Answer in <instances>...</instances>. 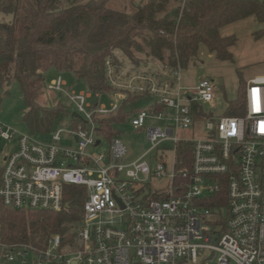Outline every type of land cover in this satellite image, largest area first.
Returning a JSON list of instances; mask_svg holds the SVG:
<instances>
[{
	"label": "built area",
	"instance_id": "2783aa9c",
	"mask_svg": "<svg viewBox=\"0 0 264 264\" xmlns=\"http://www.w3.org/2000/svg\"><path fill=\"white\" fill-rule=\"evenodd\" d=\"M106 66L112 92L104 94L156 99L129 118L134 129H145L149 150L126 163L125 147L99 125L119 104L91 103L92 92L69 91L61 77L50 82L46 89L73 109L68 130L56 129L43 144L0 124V140L11 146L0 173V213L60 212L66 187L77 186L81 220L70 236H53L44 247L5 242L0 224V264H264V77L247 82L241 115L213 117L202 108L215 99L207 78L187 88L181 70ZM149 119L165 127H146ZM194 126L201 136L180 135ZM63 133L75 148L57 144ZM102 139L106 154L87 151ZM183 145L189 157L180 167ZM159 180L164 186L151 188Z\"/></svg>",
	"mask_w": 264,
	"mask_h": 264
},
{
	"label": "trees",
	"instance_id": "16d2710c",
	"mask_svg": "<svg viewBox=\"0 0 264 264\" xmlns=\"http://www.w3.org/2000/svg\"><path fill=\"white\" fill-rule=\"evenodd\" d=\"M111 1L0 0V88L19 85L26 106L23 122L32 134L47 133L71 116L62 104L65 99L44 87L43 74L49 69L72 73L92 93H110L106 63L116 71L123 67L116 51L136 70L152 63L157 71L171 74L195 64L200 45L217 60L231 62L236 39L223 37L220 30L247 18L264 24V0H117L118 9L109 7ZM237 74V96L227 101L229 116L243 113L245 83ZM44 88L55 100L46 107L37 103ZM140 99L127 94L117 112L99 120L106 138L137 112L129 106ZM180 150L183 167L189 145ZM66 190L68 208L60 212L3 208L2 239L44 247L53 236H70L81 220L83 189Z\"/></svg>",
	"mask_w": 264,
	"mask_h": 264
},
{
	"label": "rangeland",
	"instance_id": "374dc122",
	"mask_svg": "<svg viewBox=\"0 0 264 264\" xmlns=\"http://www.w3.org/2000/svg\"><path fill=\"white\" fill-rule=\"evenodd\" d=\"M116 1L117 0H112L109 7L114 9L121 8L118 2L115 4ZM220 33L223 37L234 36L236 39L235 44L230 49L233 60L231 62L219 61L213 54L208 52L204 45H200L195 64L189 65L188 68L181 70L179 74L181 85L187 88H193L202 78L213 81L215 85V99L212 104H202L205 114H212L213 117L224 115L227 109V101L236 98L239 82L237 72L242 77L245 86L247 81L252 78L264 77V24L259 23L254 18H247L223 27ZM118 58H120L123 63H127L129 67H133L128 59L120 52L118 53ZM155 67L154 64L148 63L144 65V67L142 66L141 69L143 68L145 72L152 74L156 70ZM58 77H61L66 83V89L69 91H74L76 93L87 91L85 83L77 80L72 73H62L55 69H49L44 72V87ZM243 90L245 91V87ZM90 101L91 103L97 102L99 105H104L106 107H109L112 103H117L120 106L122 102L119 97L113 94H102L98 96L96 93L92 94ZM52 102L55 103L54 97L44 88L37 103L40 106L46 107ZM154 102H156L154 98L140 99L129 106V110L137 111L139 109L148 108ZM62 104L73 112L72 107L67 105L65 101H62ZM25 112L26 106L23 102L19 85L16 82H12L8 87L0 88V124L11 128L17 135H30L39 143L51 144L52 135L56 129L68 130L67 119L62 118L58 122H55L49 132L32 134L23 122ZM145 126L165 127L163 122L150 119L146 121ZM201 131L202 128L199 129L198 126H194V128L189 131H180V135L185 138L199 137L201 136ZM115 134L114 137H116L126 149V155L124 157L126 163L138 159L150 148L145 129H134L129 123V119L124 124L115 126ZM102 140L100 147H90L87 151L91 154H106L109 142L104 139ZM57 144L61 147L75 148L76 146L74 142L69 140L65 133L62 134L61 141ZM161 147L172 149L173 144L164 143ZM10 148L11 146L8 142L0 140V173L3 165V158ZM162 186H164L163 180L153 181L151 183V188L153 189ZM208 264H215V262L210 261Z\"/></svg>",
	"mask_w": 264,
	"mask_h": 264
},
{
	"label": "water",
	"instance_id": "95a60500",
	"mask_svg": "<svg viewBox=\"0 0 264 264\" xmlns=\"http://www.w3.org/2000/svg\"><path fill=\"white\" fill-rule=\"evenodd\" d=\"M72 116L78 117L76 113H72ZM97 144H98V141H97ZM65 208H68V203L65 204Z\"/></svg>",
	"mask_w": 264,
	"mask_h": 264
},
{
	"label": "crops",
	"instance_id": "0c3cea01",
	"mask_svg": "<svg viewBox=\"0 0 264 264\" xmlns=\"http://www.w3.org/2000/svg\"><path fill=\"white\" fill-rule=\"evenodd\" d=\"M252 79H253V78H252ZM248 81H249V80H248ZM248 81H247V82H248ZM197 83H198V82H197Z\"/></svg>",
	"mask_w": 264,
	"mask_h": 264
},
{
	"label": "snow or ice",
	"instance_id": "6c2138e0",
	"mask_svg": "<svg viewBox=\"0 0 264 264\" xmlns=\"http://www.w3.org/2000/svg\"><path fill=\"white\" fill-rule=\"evenodd\" d=\"M255 91V90H254Z\"/></svg>",
	"mask_w": 264,
	"mask_h": 264
}]
</instances>
